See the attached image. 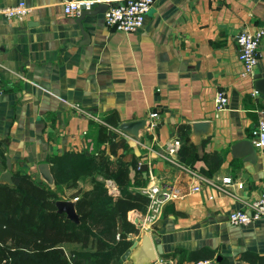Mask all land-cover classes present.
I'll return each instance as SVG.
<instances>
[{
    "label": "crops",
    "instance_id": "0c3cea01",
    "mask_svg": "<svg viewBox=\"0 0 264 264\" xmlns=\"http://www.w3.org/2000/svg\"><path fill=\"white\" fill-rule=\"evenodd\" d=\"M72 1L97 0H0V9L20 2L32 8L22 21L0 14V153L11 159L12 175L45 183L39 165L68 152L103 155L112 169L122 162L132 183L148 181L131 189L145 194L148 186L169 183L182 192L163 204L155 222L146 220L148 208L127 212L140 231L128 234L131 245L143 231L161 239L163 252L154 264H251L243 255L264 254V218L242 226L228 214L264 194V148L253 143L255 164L232 154L237 143L254 141L253 131L264 119V95L253 96L256 81L264 79V39L260 63L248 77L242 76L237 45L242 31L264 29V0H158L144 28L133 34L109 28L104 14L88 16V45H81L78 18L65 13ZM218 91L229 98L222 112L215 107ZM140 120L146 121L144 129L119 131ZM201 122L207 129L196 130ZM181 126H189L182 142L193 148L185 160L211 183H202L199 192L192 191L198 181L163 158L167 145L180 140ZM109 129L119 133L112 142ZM7 170L0 161V177ZM227 177L232 195L215 186ZM93 178L105 183L111 197L121 196L114 179L95 175L66 189L65 198L92 190ZM119 264L136 262L121 256Z\"/></svg>",
    "mask_w": 264,
    "mask_h": 264
},
{
    "label": "trees",
    "instance_id": "16d2710c",
    "mask_svg": "<svg viewBox=\"0 0 264 264\" xmlns=\"http://www.w3.org/2000/svg\"><path fill=\"white\" fill-rule=\"evenodd\" d=\"M188 133L189 126L180 127L181 142ZM118 136L117 131L107 132L108 141ZM191 151L192 146L182 142L179 160L186 166L189 164L185 156ZM7 159L0 153V161L6 167ZM48 161L56 184L54 189L20 173L13 174V185L0 183V264H119L120 257L131 245L128 234L140 232L127 220V212L145 211L150 201L147 195L131 187H146L148 181L141 179L139 183H132L126 164L120 162L112 169L103 155L68 152ZM95 175L114 179L121 196L111 197L105 183L93 178L92 190H78L71 196L77 198L80 223L68 219L65 213H58L56 201L62 199L65 190L74 189L82 178ZM47 205L53 206L55 212L48 211ZM121 220L123 229H120ZM50 231L64 243H76L80 247L67 251L63 245L50 242ZM44 245H47L46 251L37 249ZM243 258L251 264H264V254L246 252Z\"/></svg>",
    "mask_w": 264,
    "mask_h": 264
},
{
    "label": "built area",
    "instance_id": "2783aa9c",
    "mask_svg": "<svg viewBox=\"0 0 264 264\" xmlns=\"http://www.w3.org/2000/svg\"><path fill=\"white\" fill-rule=\"evenodd\" d=\"M158 0H122L117 4H112L109 0H97L96 2L72 1L65 5V13L69 17L78 18L82 11L90 10L93 4H107L108 10L104 13L105 24L115 31L125 34L138 33L144 28L146 18L151 10L157 5ZM32 11L26 2H20L17 5L0 9V14H3L8 19L24 20ZM264 39V29H258L255 32L244 30L237 36V45L239 48V57L243 64L244 71L242 76H251L254 70L260 63V46ZM258 92H254L253 96H258ZM215 107L217 112L225 111L229 105V98L225 91H218L215 96ZM153 119L158 117L157 114L151 116ZM108 126L107 124L103 123ZM109 127V126H108ZM155 123L150 124V128H155ZM111 128V127H110ZM114 130V129H113ZM118 131V130H117ZM253 143L258 148H264V119L260 120L258 126L253 131ZM182 147L180 140H175L169 143L166 147V153L163 158L172 166L177 167L186 173L191 179L199 182L193 186V192L202 190L201 184L208 183L201 174L195 169L186 166L179 160V153ZM232 183V178L227 177L223 180L222 185H215L222 193L232 195L228 191L229 185ZM109 188V187H108ZM239 188L243 189L244 184H239ZM146 195L150 198L146 220L155 222L162 212L163 204L168 200L180 198L181 190L169 183H163L159 186H148ZM110 195L111 192H110ZM213 198V197H211ZM77 198H75L76 200ZM249 209V212L248 210ZM264 218V194L260 198L252 199L246 203V208L231 211L228 214L229 221L234 225L248 226ZM194 264H211L208 260H198Z\"/></svg>",
    "mask_w": 264,
    "mask_h": 264
},
{
    "label": "water",
    "instance_id": "95a60500",
    "mask_svg": "<svg viewBox=\"0 0 264 264\" xmlns=\"http://www.w3.org/2000/svg\"><path fill=\"white\" fill-rule=\"evenodd\" d=\"M108 10L107 4H93L90 10H83L81 15L77 19V24L80 28L81 34L83 36V41L81 45H88L90 43V36L86 32L83 24L85 19L88 16H96L99 14H104ZM255 89L258 93L264 95V79L257 80L255 83ZM146 125V121H137L123 124L119 127V131L124 134H129L131 131L138 132L141 129H144ZM208 123L201 122L194 124V128L199 131H203L207 129ZM130 135V134H129ZM232 154L234 158H241L244 161L251 162L253 164L257 161L256 147L253 142L249 140H244L237 143L232 148ZM7 172L3 173L0 177V180L6 182L10 185H13L12 180V162L11 159H7ZM39 172L41 175V179L51 188L54 189L56 184L51 171V167L48 163H43L39 165ZM142 172L144 177L147 178V166L144 165L142 167ZM56 207L58 213H65L67 218L74 221L75 223H80V216L76 210V200L69 199H59L56 201ZM140 225V224H139ZM252 225V224H250ZM156 245V246H155ZM163 252L161 239L153 240L150 233L143 231L141 233V240L135 241L131 247H129L125 253L122 255V259L126 260L128 257H132L136 264H154L157 261L158 253L161 254ZM220 258L218 259V261ZM237 264H243L241 262Z\"/></svg>",
    "mask_w": 264,
    "mask_h": 264
},
{
    "label": "rangeland",
    "instance_id": "374dc122",
    "mask_svg": "<svg viewBox=\"0 0 264 264\" xmlns=\"http://www.w3.org/2000/svg\"><path fill=\"white\" fill-rule=\"evenodd\" d=\"M69 194H70V192L67 193L66 196H63V197L59 196V197L62 198V199H66L65 197H69ZM46 208L48 209V211L49 210H52V212L54 211L53 206L47 205ZM7 228L9 229L10 226H8ZM8 229H5V230H8ZM48 239H49L50 242H52V243H54L56 245H63L67 251H70L71 245L69 243H64L63 241L59 240L58 237L55 236L51 231L48 233ZM37 249H39V250L44 249L46 251L47 250V245L41 246V248L38 247Z\"/></svg>",
    "mask_w": 264,
    "mask_h": 264
}]
</instances>
